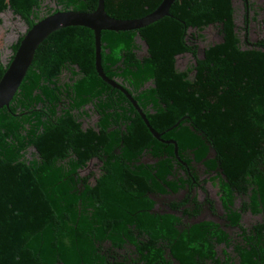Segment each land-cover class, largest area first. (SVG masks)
<instances>
[{
  "label": "trees",
  "instance_id": "obj_1",
  "mask_svg": "<svg viewBox=\"0 0 264 264\" xmlns=\"http://www.w3.org/2000/svg\"><path fill=\"white\" fill-rule=\"evenodd\" d=\"M46 1L0 0V13L26 33L55 11L97 6ZM161 2L104 5L123 20ZM233 15L232 0H175L149 27L101 33L104 74L136 101L160 142L128 97L97 75L92 32L62 29L38 47L0 109V264H264V40L243 46ZM209 27L220 40L198 57ZM25 33L9 45L0 77ZM184 55L193 63L179 71ZM91 111L98 121L83 129ZM90 160L98 173L80 176ZM200 176L216 188L226 223L194 222L195 196L156 210L153 195L177 194ZM247 213L259 217L251 227L242 223Z\"/></svg>",
  "mask_w": 264,
  "mask_h": 264
},
{
  "label": "water",
  "instance_id": "obj_2",
  "mask_svg": "<svg viewBox=\"0 0 264 264\" xmlns=\"http://www.w3.org/2000/svg\"><path fill=\"white\" fill-rule=\"evenodd\" d=\"M175 0H162L159 6L151 13L137 19H115L105 12L104 0H97V6L92 12L55 11L32 25L21 40H19L9 63L0 77V109L8 107L10 101L21 86L27 71L33 63L38 47L51 35L66 28H84L93 33L95 49V71L97 75L111 87L120 90L130 100L139 113L151 136L158 142L162 135L149 125L147 119L133 98L115 81L104 74L101 67V33H126L140 31L150 24L169 16V10ZM246 1V0H243ZM176 126V125H175ZM174 146V155H177V146L174 142H167ZM199 221V220H198ZM194 221V222H198Z\"/></svg>",
  "mask_w": 264,
  "mask_h": 264
},
{
  "label": "rangeland",
  "instance_id": "obj_3",
  "mask_svg": "<svg viewBox=\"0 0 264 264\" xmlns=\"http://www.w3.org/2000/svg\"><path fill=\"white\" fill-rule=\"evenodd\" d=\"M249 3L252 5V8L248 11H244L241 0H232V6L235 8V15H233V18H235L236 30L243 46H245L243 17L246 15V12L249 19L247 27L248 43L253 44L256 41L264 40V0H249ZM44 5L51 9L57 8L53 1L49 0L46 1ZM44 11L45 10H43V15H45ZM0 20V62L4 64L7 62L10 55L9 45L15 41L18 35L25 33L26 27L17 17L12 16L8 10L0 13ZM203 37L204 41L197 43L198 57H201L203 47L215 44L220 40L219 31L215 27L207 28L203 32ZM143 55L144 52L139 54V57H142ZM191 63H193V59L188 55H184L176 59V68L177 70L182 71ZM96 118V115L90 112V117L85 119L84 126L93 125ZM145 162H150V160H145ZM99 167L100 164L93 160L87 166V169L79 174L82 177H87L89 174L96 175L99 171ZM204 188L208 192L207 199L212 202V212H208L204 209L198 219L213 220L217 223H223L218 216L220 211L215 197L216 189L211 187L209 184H205ZM198 200L202 201L201 194L199 195ZM258 219L259 218L252 217L247 213L244 215L243 224L251 226L253 223L258 221Z\"/></svg>",
  "mask_w": 264,
  "mask_h": 264
},
{
  "label": "flooded vegetation",
  "instance_id": "obj_4",
  "mask_svg": "<svg viewBox=\"0 0 264 264\" xmlns=\"http://www.w3.org/2000/svg\"><path fill=\"white\" fill-rule=\"evenodd\" d=\"M243 23H244V43L246 45H253L256 42H254L253 44H249L248 43V32H247V27H248V24H249V19L247 17V13L245 15V17H243ZM65 73V72H64ZM66 74V73H65ZM92 112V111H91ZM94 115H96V121L93 125L91 126H84V123H85V119L82 121V128L83 129H86L88 127H94L95 124L97 123L98 121V116L95 112H92ZM90 117V116H89ZM88 117V118H89ZM87 118V119H88ZM93 160H90L89 163L87 164V166L92 162ZM96 161V160H95ZM87 166L84 168V170L87 169ZM84 170H82L81 172H83ZM200 172V170H198ZM190 174V173H189ZM91 175V174H90ZM191 175V174H190ZM205 177L204 176H200L198 181H197V184L193 185L192 187H189V186H186L184 188H182L177 194H169V195H166V196H159V195H153V199L156 201V210L159 211V212H171V210L169 209L168 205L171 203V202H181V201H184L185 199H188L195 196V199L196 201L200 204V208H199V214L198 216L195 218V220H205V219H198L201 215V212L205 209L206 211L208 212H212V202L210 200L207 199V194L208 192L206 191V189L204 188V185L205 184H209V183H203L202 180L204 179ZM193 180V179H192ZM194 181V180H193ZM192 181V182H193ZM210 185V184H209ZM212 187V186H211ZM214 188V187H213ZM216 189V188H215ZM216 192V191H215ZM189 194V196H188ZM202 195V201H199L198 198H199V195ZM216 197V195H215ZM216 201H217V204H218V208H219V217L220 219L223 221V223L221 224H224L226 223L225 219L224 218H221V215H222V211H221V205H220V202H218L217 200V197H216ZM187 206V205H186ZM183 208V207H182ZM250 214V213H248ZM245 215V214H244ZM251 215V214H250ZM252 216V215H251ZM253 217V216H252ZM256 218H259V217H256ZM243 219H244V216H243ZM259 220V219H258ZM213 221V220H212ZM215 222V221H214ZM257 222V221H256ZM255 222V223H256ZM242 223H243V220H242ZM253 223V224H255ZM252 224V225H253ZM251 225V226H252ZM246 226V225H244ZM251 226H246V227H251ZM230 229V230H228ZM236 228H227V231H235ZM177 264V263H176Z\"/></svg>",
  "mask_w": 264,
  "mask_h": 264
}]
</instances>
